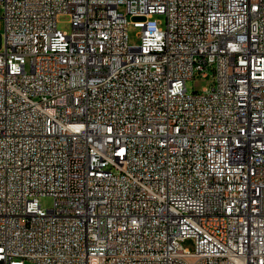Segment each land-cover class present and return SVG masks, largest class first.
I'll return each instance as SVG.
<instances>
[{"label":"built area","instance_id":"2783aa9c","mask_svg":"<svg viewBox=\"0 0 264 264\" xmlns=\"http://www.w3.org/2000/svg\"><path fill=\"white\" fill-rule=\"evenodd\" d=\"M0 3V264H264V0Z\"/></svg>","mask_w":264,"mask_h":264},{"label":"rangeland","instance_id":"374dc122","mask_svg":"<svg viewBox=\"0 0 264 264\" xmlns=\"http://www.w3.org/2000/svg\"><path fill=\"white\" fill-rule=\"evenodd\" d=\"M4 8L0 3V48L1 42L4 43L5 38V21H4ZM156 19H163L162 16H155ZM129 21L132 23L143 21L141 18H132ZM58 28L63 32H70L72 30L70 18L68 16H61L58 19ZM141 29L139 27L132 25L128 26V43L130 46H135L139 44V33ZM208 76H204L201 73H197L195 77L191 80H188L186 83V87L190 93L192 92H202L204 88H210L212 84V75L213 72L210 70L207 73ZM55 200L51 196H43L39 198V204L45 210L52 209L54 206ZM184 248L193 251L194 243L191 240H187L183 244Z\"/></svg>","mask_w":264,"mask_h":264}]
</instances>
